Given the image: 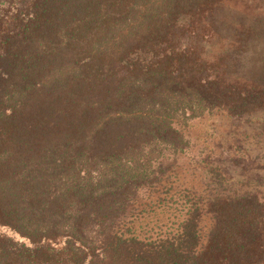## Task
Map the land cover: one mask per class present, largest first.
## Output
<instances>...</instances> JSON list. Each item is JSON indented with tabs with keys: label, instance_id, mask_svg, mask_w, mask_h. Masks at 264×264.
I'll return each instance as SVG.
<instances>
[{
	"label": "trees",
	"instance_id": "1",
	"mask_svg": "<svg viewBox=\"0 0 264 264\" xmlns=\"http://www.w3.org/2000/svg\"><path fill=\"white\" fill-rule=\"evenodd\" d=\"M239 5L264 0H0V264H264L259 192L149 169L188 120L264 111V14Z\"/></svg>",
	"mask_w": 264,
	"mask_h": 264
},
{
	"label": "rangeland",
	"instance_id": "2",
	"mask_svg": "<svg viewBox=\"0 0 264 264\" xmlns=\"http://www.w3.org/2000/svg\"><path fill=\"white\" fill-rule=\"evenodd\" d=\"M239 7L238 17L264 14V5L261 10ZM224 44L222 41L216 48L222 49ZM246 64L248 75L258 73L264 67V51L251 53ZM180 129V146L153 154L149 169L156 174L153 182L158 185L152 188L161 183L175 191L189 189L199 202L245 192H259L264 197V111L240 117L214 111L188 120ZM147 186L141 196L144 200L149 195ZM201 225L202 230H209L210 217L203 218Z\"/></svg>",
	"mask_w": 264,
	"mask_h": 264
}]
</instances>
